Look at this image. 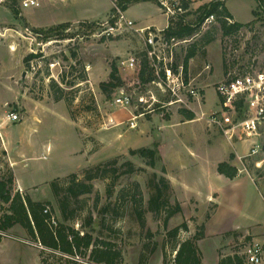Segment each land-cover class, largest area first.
<instances>
[{"label": "rangeland", "instance_id": "rangeland-1", "mask_svg": "<svg viewBox=\"0 0 264 264\" xmlns=\"http://www.w3.org/2000/svg\"><path fill=\"white\" fill-rule=\"evenodd\" d=\"M60 1L43 0L38 6L23 8L22 0H0V179L13 175L14 183L10 185L13 193L19 191L36 201H51L57 221L82 234L90 232L98 240L114 242L122 252L116 264H172L176 252L168 231L184 222L195 231L192 233L189 228L178 239L193 237L202 224H207L208 237L202 243L207 253L215 257L219 244L220 255H238L244 264H251L247 263L244 251L255 237L247 230L253 229L259 235L264 232V134L263 147L257 154L250 155L248 149L242 151L244 156L237 161L243 171L237 178L216 176V171L208 176L201 170L202 163L209 164L210 171L213 161H224L222 153L226 151L227 136L217 124L211 125L207 120L216 112L222 116L223 106L216 91L219 82H215L246 72L264 73V4L258 0H227L226 6L235 18L233 23L243 24L237 32L225 34L216 20L199 28L189 42L179 46V63L184 62L189 51L197 52L192 75L203 71L206 63L212 66L202 75L205 80L210 79V84L202 105L194 104L192 109L175 105L165 111L170 119L174 116L179 122L187 121L181 114L182 109L195 112L198 120L183 127L188 129L187 133L179 136L175 129L160 130L161 124H152L148 138L140 145L158 146L165 161L162 159L154 168L148 165L147 159L131 155L133 148L125 150L124 146L122 152V145L131 142L146 119H153L152 114L140 117L138 127L132 129L129 110L114 103L120 87L109 95L101 88L102 82L109 81L115 63L124 81L122 86L128 91L139 88L133 109L139 105L142 111L141 95L150 100L147 107L153 103L149 90L165 99L159 88L142 82L139 77L145 38L134 30L99 35L112 24L109 23L114 14L111 0H68L66 4ZM211 1L194 0L189 21L196 22L200 8ZM64 11L73 13L70 19L85 17L99 21L67 22L42 29L29 23L60 21L65 19L60 16ZM126 14L134 21L153 20L156 24L153 31L167 24L155 0L133 3ZM210 38L213 40L207 43ZM130 54L137 55L140 64L128 71L121 67L120 61ZM57 96L61 100H56ZM202 110L208 115L202 116ZM13 111L19 114L18 121L8 120V114ZM161 111L157 108L153 114L158 116ZM239 111L227 112L224 123L238 121ZM117 131L123 134L120 139ZM213 136L215 142L209 144ZM242 146L244 143H238L239 150ZM115 158L119 167L117 177L94 179V191L72 200L69 205L75 217L64 220L52 182L69 180L72 174L84 180L87 169ZM127 161L133 162L134 172H126L123 164ZM165 162L184 201V213L170 218L167 226L164 213L156 216L148 210L149 180L153 173L162 174ZM196 163L199 166L195 167ZM134 182H139L143 190L142 209L146 219L143 226L131 202ZM109 188L113 191L111 196ZM214 188L219 192L220 205L216 208L213 202L206 204L207 193ZM123 190L129 195L122 196ZM193 198L198 201L197 208L191 205ZM176 199L180 201L174 190L172 201ZM0 206L8 207L1 200ZM193 214L197 218L188 217ZM225 230L238 232L222 233ZM7 233L8 236L0 237V264H44L42 251L52 264H100L90 259V251L85 257L53 252L35 241L20 225ZM258 264H264V255Z\"/></svg>", "mask_w": 264, "mask_h": 264}, {"label": "trees", "instance_id": "trees-1", "mask_svg": "<svg viewBox=\"0 0 264 264\" xmlns=\"http://www.w3.org/2000/svg\"><path fill=\"white\" fill-rule=\"evenodd\" d=\"M124 10H127L129 5L138 1H154V0H119ZM227 0H212L208 4L203 5L199 10V16L195 22V26L183 25L179 23L177 28H172L166 32L169 37L177 36L179 38L191 37L200 28V25L205 17L215 15L216 19L221 23L225 34H233L237 32L243 24L228 23V19H233V15L226 6ZM264 4V0H258ZM111 21H113L111 19ZM37 32L43 30H36ZM210 38L207 43L212 41ZM145 54V53H144ZM197 52L191 50L184 59L185 72H189L190 59L196 56ZM31 54L30 57H32ZM28 57V59L30 58ZM109 81L101 83L102 90L108 95L122 86L124 81L119 73V69L115 63L112 64ZM139 77L142 82H149L154 78L153 71L149 67V62L143 56ZM56 100H61L60 96ZM241 110V108H239ZM182 114L188 120H193L196 115L193 111L182 109ZM131 155H137L147 159V163L151 167H156L162 156L157 145L152 147H141L130 150ZM234 154L231 155L233 159ZM127 167L126 172L132 173L135 170L133 162L127 161L123 164ZM218 171L227 178L234 179L239 175L238 167L227 161L220 162ZM119 173L118 159H112L105 163L93 166L86 170L84 180L78 178L77 174H72L68 179L56 180L52 182L54 196L59 202V210L64 220H69L75 217V212L69 210V205L72 200H78L82 195L92 193L94 179H107ZM166 167L162 168V174L153 173L149 180V188L151 190L148 201V210L154 215L160 216L164 213L165 226L168 225L170 218L183 212V206L177 199L172 201V192L174 191L171 180L167 177ZM14 183V176L11 175L8 179H0V200L7 204V208L0 206V229L9 231L16 225L22 226L28 234L45 248L61 255L71 256H87L90 251V259L100 264H116L122 257V252L114 242L96 239L90 232L83 233L64 223L57 221L55 217V208L51 201H36L28 194H23L19 191L13 193L10 185ZM135 192L132 195V203L141 225H145L146 219L144 216V196L141 184L134 182ZM112 189H108V194L111 196ZM126 190L122 191V196L126 197L129 194ZM118 215V212H116ZM55 220L56 223H53ZM183 231H189L188 222H184L168 231V236L172 239V249L176 252L172 264H203L202 252L198 246V241L205 237L206 225L202 224L193 237L184 240L178 239ZM42 261L44 264H52V262L44 255ZM220 264H244V259L238 255L224 256L220 260Z\"/></svg>", "mask_w": 264, "mask_h": 264}, {"label": "built area", "instance_id": "built-area-1", "mask_svg": "<svg viewBox=\"0 0 264 264\" xmlns=\"http://www.w3.org/2000/svg\"><path fill=\"white\" fill-rule=\"evenodd\" d=\"M41 1L43 0H22V7L38 6ZM155 1L161 13L167 18L165 28L153 31L152 27H137L136 22L127 16L126 10L123 9L120 1L111 0L114 14L112 16L113 21L109 23L112 24L99 34L102 37L105 34L110 35L116 32L122 33L126 30H134L145 38L144 56L154 74V78L149 83L159 88L165 99H160L157 94L149 90L148 93L151 94L153 103L147 107L146 105L150 103V100L141 95L139 103L143 106V109L139 111V105L133 109L134 98L139 96L140 93L139 88L128 91L125 87L120 86L114 103L118 107L129 110L131 114L129 126L132 129L138 127L140 117L146 118L148 114H153L157 108L161 109V112H165L175 105L192 109L194 104L202 105L205 100L203 91L198 86L195 78L185 72L184 62L179 63L177 59L179 46L189 42L190 37H169L166 34L170 29H175V24L177 26L179 23L195 26V22L189 21L192 10L191 5L194 0ZM216 20L215 15H209L204 18L200 28L211 25ZM228 21L233 23L232 19H228ZM139 64L140 58L135 54H130L128 58L120 61L121 67L128 71L135 70ZM204 69L210 71L212 66L206 63ZM216 91L223 106L222 116L218 112L209 115L207 117L209 124H217L231 141H236L237 137L240 140L251 141L250 155L257 154L263 147L261 140L264 134V73L256 75L246 72L234 77L230 76L216 85ZM239 108H241V111H239L238 121L225 124L223 118L227 116V112L237 113ZM19 119V114L16 111L8 114V120L10 121H18ZM53 223H56L55 220H53ZM6 236H8L7 231L0 229V237ZM244 253L247 263L258 264L263 259L264 247L260 242L253 240L245 247Z\"/></svg>", "mask_w": 264, "mask_h": 264}, {"label": "crops", "instance_id": "crops-1", "mask_svg": "<svg viewBox=\"0 0 264 264\" xmlns=\"http://www.w3.org/2000/svg\"><path fill=\"white\" fill-rule=\"evenodd\" d=\"M46 1V0H45ZM58 1H60V0H58ZM67 1V2H66ZM57 3V2H56ZM60 3H64V4H66V3H68V0H61L60 1ZM139 3H143V2H139ZM48 5H50V6H52V7H54L53 6V3H51V4H49L48 3ZM131 6H132V4L128 7V9L126 10V13L130 10V8H131ZM160 10V9H159ZM50 11H53L52 10V8L50 9ZM71 14H73L72 12H69V11H64V12H62V13H60V16H62V18H65V19H61L60 21H49V23H47V21H44L43 23H38V24H34V23H31V22H29L28 20H27V22H29L33 27H35V28H48V27H51V26H53V25H57V24H63V23H67V22H71V23H73V24H76V23H80V22H83V21H93V22H96V21H99V20H95V19H86L85 17V19L83 18V19H81L80 17H77V18H79V19H76V18H74V19H70V15ZM80 14V13H79ZM82 14L83 15H85V11L84 12H82ZM69 16V17H68ZM49 19H51V18H49ZM131 19V18H130ZM233 19H235V18H233ZM133 20V19H132ZM46 22V23H45ZM136 22V26L137 27H140V28H145V27H155L156 28V24H155V22L153 21V20H150V19H147L146 21H135ZM158 29V28H157ZM193 63H194V58H192V59H190V62H189V74L193 77V78H195V80H196V82H197V84H198V86L200 85V87H201V89H202V91H203V94H204V96L206 95V89H207V87L209 86V84H210V79H207V80H205L204 79V76L202 77V75L204 74L205 75V73H207V71L205 70V69H203V71H201L198 75H192V71H193V68H194V66H193ZM206 65V64H205ZM205 67V66H204ZM218 82H220V80L219 81H217V82H215V84H217ZM191 111V110H190ZM203 111V113H202V116H205V115H208L207 113H206V111H204V110H202ZM195 113V112H194ZM181 114H182V112H181ZM183 115V114H182ZM195 115H196V113H195ZM197 115H199V113H197ZM152 116H153V119L152 120H147L146 119V121L142 124L143 125V127H142V129H141V131L140 132H137V133H134V135H133V138H132V140H131V142H129V144L127 145V144H124V145H122V147H123V151L122 152H124L126 149H130V148H133V149H136V148H139V147H143V145H140L141 144V142L143 141V140H145L146 138H148V136H149V132L151 131V128H152V124L153 123H156V124H161V127H160V130H163V129H175V130H177V134L179 135V136H182L183 134H185V133H187L188 132V129L187 128H183L184 127V125H186L187 123H192V122H195V121H197L198 119H196V117L193 119V120H188V119H186L187 121H185V122H179V121H176L175 120V118H174V116L170 119V117L165 113V112H159L158 113V116L157 115H155V114H152ZM171 116V115H170ZM184 116V115H183ZM185 117V116H184ZM150 123V124H149ZM117 133V135L119 136V139H120V137H122L123 136V134L122 133H120V131H117L116 132ZM212 135H214V134H212ZM215 142V137L213 136V138L212 139H209V144H213ZM120 143V142H119ZM136 143H138L137 145H136ZM238 143H244V146H242V148H240L241 150H239V148H238ZM251 141H245V140H240V139H237L236 141H231V140H229L228 138H227V140H226V143H225V145H226V151L225 152H223L222 153V156H223V158H224V161H227V162H229V163H231L232 165H234V166H236V167H238V169H239V163H238V159H242V156H244L243 154H242V151H244V150H246V149H248V150H250V147H251ZM153 144V143H152ZM249 144V145H248ZM127 145V146H126ZM124 146H125V150H124ZM122 149V148H121ZM120 151V152H121ZM232 154H234V158L232 159L231 158V155ZM163 159H164V157H163ZM164 161H165V159H164ZM220 162H223V161H219V160H217V161H213L212 162V164L210 165V167H211V170L209 171V168H208V166H209V164H204V163H202V170H201V173H203V174H207L208 176H209V174H210V172L211 173H215V171H216V173H218V174H216V176H219V174L220 175H223V174H221L219 171H218V165H219V163ZM165 165H166V169H167V177L171 180V183H172V185H173V189L175 190V192H176V195H177V197H178V199L181 201V203H182V206H183V213H184V201H183V197H182V193H181V191H180V188L178 187V185H176V183H175V181L172 179V176H171V171H170V169H169V167H168V164L165 162ZM196 165H198V163H196L195 164V167H196ZM208 165V166H207ZM199 166V165H198ZM240 171H243V169H239V174H240ZM225 176V175H224ZM239 176V175H238ZM226 177V176H225ZM235 178H237V177H235ZM20 187L23 189V190H25L24 189V187H22V185L20 184ZM211 192H208L207 193V199H206V204L208 205V204H211L212 202L213 203H215L214 205H215V208L217 207V206H219L220 204L218 203V200H219V192L214 188V189H212V190H210ZM212 193H214L213 195H212ZM193 201H194V203H191V205L194 207V208H197V205H198V201H196L194 198L192 199ZM219 208V207H218ZM189 216H195L196 218H197V216L195 215V214H193V215H188V217ZM198 221H199V219H198ZM200 222V221H199ZM205 223H207V222H205ZM206 225V231H205V237L203 238V239H201V240H199L198 241V246H199V248H200V250H201V252H202V256H203V264H220V260H221V258L222 257H224V256H226V255H220V253H219V244H217L218 246H216V248H215V254H216V256L215 257H212L209 253H207V251L206 250H204V248L202 247V243L206 240V238L208 237V233H207V224H205ZM189 228L191 229V232L193 233L195 230H193V227H192V225H190L189 224ZM253 232L252 234L250 233V232ZM230 232H238V231H236V230H230V231H228V230H225L224 232H222V233H230ZM247 232H248V234H251V235H253L255 238V240L256 241H258V242H260L262 245H263V243L262 242H264V232L263 233H261L260 235L259 234H257L253 229H251V230H247ZM255 232V233H254ZM219 234H221V233H219ZM195 235V234H194ZM193 235V236H194ZM241 236H243L244 237V235L243 234H241ZM258 236H260V237H258ZM261 238V239H260ZM262 240V241H261ZM228 255V254H227Z\"/></svg>", "mask_w": 264, "mask_h": 264}]
</instances>
